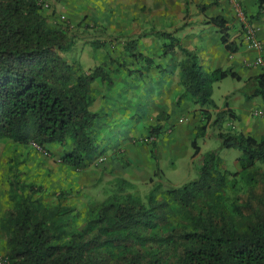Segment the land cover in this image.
I'll use <instances>...</instances> for the list:
<instances>
[{
    "label": "trees",
    "instance_id": "16d2710c",
    "mask_svg": "<svg viewBox=\"0 0 264 264\" xmlns=\"http://www.w3.org/2000/svg\"><path fill=\"white\" fill-rule=\"evenodd\" d=\"M43 1L0 0V146L59 145L66 150L62 164L80 169L98 151L94 84L112 79L108 66L86 72L69 59L75 36L49 23L41 13ZM257 1L259 17L264 0ZM227 23L222 16L208 20L233 54L238 47ZM153 34L169 42L165 55L177 50L184 55L176 106L190 101L217 109L214 85L228 78L241 81L232 69L206 72L175 34ZM105 44L97 40L92 46L98 50ZM136 50L135 42L126 43L127 52ZM135 55L152 67L147 57ZM254 79L255 96L264 98V73ZM218 138L221 149L241 152L240 173L222 171L214 151L205 154L196 180L179 188L156 187L145 199L121 179L104 202L88 208L84 224L76 228L70 227L76 207L65 204L66 194L50 204L37 196L41 187L14 180L8 191L11 208L0 220L9 244L3 264H264V171L256 166L264 163V138L235 130ZM240 181L246 186L244 199Z\"/></svg>",
    "mask_w": 264,
    "mask_h": 264
},
{
    "label": "rangeland",
    "instance_id": "374dc122",
    "mask_svg": "<svg viewBox=\"0 0 264 264\" xmlns=\"http://www.w3.org/2000/svg\"><path fill=\"white\" fill-rule=\"evenodd\" d=\"M45 3L48 7H42L41 13L49 23L75 36L69 59L86 72L99 65L108 66L112 83L98 80L94 84L96 102L92 111L100 114L93 128L98 151L82 168L74 169L62 164L66 150L59 145L3 142L0 220L11 208L8 191L14 180L35 189L41 187L37 196L50 204H56L59 195L66 194L65 204L76 207L70 224L76 228L84 224L88 208L104 202L121 179L133 184L132 192L145 199L156 187L179 188L196 180L205 154L214 151L219 153L222 171L241 172V152L221 149L219 133L234 131V118L222 109L227 103L246 102L247 93H255L254 88L228 78L214 86L213 99L221 111L203 109L190 101L176 106V97L182 91L179 64L184 55L179 50L165 55L164 44L169 42L153 34L164 31L181 38L183 46L197 54L206 72L216 65L225 68V55L230 53L221 43L219 30L208 20L219 10L225 15L233 10L230 0H44L42 4ZM233 29L230 27L231 32ZM97 40L106 44L95 50L92 43ZM128 42L137 44L135 54L147 57L151 68L126 51ZM255 107V111L264 108ZM244 115L252 123L262 119ZM237 125L245 128L241 122ZM156 126L157 131L151 133ZM157 132L159 135H154ZM256 166L264 171V163L257 162ZM240 184L244 199L246 186L242 181ZM228 194L234 197L231 190ZM8 250V237L0 228V264Z\"/></svg>",
    "mask_w": 264,
    "mask_h": 264
},
{
    "label": "crops",
    "instance_id": "0c3cea01",
    "mask_svg": "<svg viewBox=\"0 0 264 264\" xmlns=\"http://www.w3.org/2000/svg\"><path fill=\"white\" fill-rule=\"evenodd\" d=\"M241 4L244 8L246 16L248 17V19H250L251 27L257 34L258 39L263 43V55H264V12L258 17L259 4L257 0H242ZM217 16L225 17L226 20L228 21L227 23L228 26L234 28L232 32L230 30L231 42H235L238 47V51L236 53L229 54L230 56H228V54L225 55L224 60H225V66L227 67L222 69L224 70L232 69L234 72H236L242 78L241 81L239 82L244 83L246 85L245 87H248L250 85L252 86L258 85L254 78L262 74V69H263V67H261V65L257 63L258 62L257 57L259 56V53L257 50L254 49L252 45L249 44L247 38L245 37L244 32L241 30V26L239 24L238 19L236 18L234 8L233 10H229L226 15L220 12L219 10V14ZM217 16L215 15L214 17ZM214 68L220 69L221 66L216 65ZM222 82L216 85H220ZM230 95L231 93L229 92L227 98L230 97ZM259 97L261 96H255L254 92L253 93L251 92V94L247 93L246 102H241L239 105L233 103L232 104L227 103L226 107L222 109L224 111H229L234 114L233 115L234 119L231 120L234 130L241 132L245 135H250L256 139L264 138V108L261 109L260 111H258L257 109L256 111L254 110V108H256L255 107L256 105L264 107V98L261 97L262 99L258 100ZM217 109L218 111H221V108L219 106L217 107ZM256 112H260L261 114L260 116L262 117L261 120L259 121L253 120L252 123L249 117L247 120L245 119L244 114H250L252 118L259 117L255 115ZM237 122L243 123L245 128L242 127L239 128Z\"/></svg>",
    "mask_w": 264,
    "mask_h": 264
},
{
    "label": "built area",
    "instance_id": "2783aa9c",
    "mask_svg": "<svg viewBox=\"0 0 264 264\" xmlns=\"http://www.w3.org/2000/svg\"><path fill=\"white\" fill-rule=\"evenodd\" d=\"M230 2L233 5L234 11H235V15L236 18L239 21V24L241 26L242 31L245 34V37L247 38L248 42L250 45H252L254 47L255 50L258 51L259 56L257 57L258 60V64L261 65V67H263L262 71L264 73V55H263V43L258 39L257 34L255 33V31L253 30V28L250 25V20L248 19V17L243 13V10L241 8V6L238 3V0H230ZM42 6L44 8L48 7V4H42ZM256 116H260V112H256L255 113Z\"/></svg>",
    "mask_w": 264,
    "mask_h": 264
},
{
    "label": "bare ground",
    "instance_id": "6f19581e",
    "mask_svg": "<svg viewBox=\"0 0 264 264\" xmlns=\"http://www.w3.org/2000/svg\"><path fill=\"white\" fill-rule=\"evenodd\" d=\"M238 3H239V5L241 6V8H242V10H243V13L246 15V13H245V11H244V8H243V6H242V4H241V2H240V0H238ZM234 5V4H233Z\"/></svg>",
    "mask_w": 264,
    "mask_h": 264
},
{
    "label": "clouds",
    "instance_id": "9594fccd",
    "mask_svg": "<svg viewBox=\"0 0 264 264\" xmlns=\"http://www.w3.org/2000/svg\"><path fill=\"white\" fill-rule=\"evenodd\" d=\"M44 8V7H43Z\"/></svg>",
    "mask_w": 264,
    "mask_h": 264
}]
</instances>
